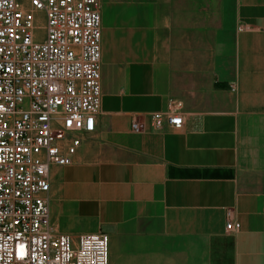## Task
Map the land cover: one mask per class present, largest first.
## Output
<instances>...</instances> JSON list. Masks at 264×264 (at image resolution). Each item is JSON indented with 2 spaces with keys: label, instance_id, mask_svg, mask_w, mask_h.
<instances>
[{
  "label": "crops",
  "instance_id": "1",
  "mask_svg": "<svg viewBox=\"0 0 264 264\" xmlns=\"http://www.w3.org/2000/svg\"><path fill=\"white\" fill-rule=\"evenodd\" d=\"M170 107L182 127L155 130ZM79 139L49 173L57 233H105L107 264H264V0H103Z\"/></svg>",
  "mask_w": 264,
  "mask_h": 264
},
{
  "label": "built area",
  "instance_id": "2",
  "mask_svg": "<svg viewBox=\"0 0 264 264\" xmlns=\"http://www.w3.org/2000/svg\"><path fill=\"white\" fill-rule=\"evenodd\" d=\"M100 104V0H0V264L108 263L105 233L72 237L49 222L50 170L71 164ZM150 119L183 124L174 107Z\"/></svg>",
  "mask_w": 264,
  "mask_h": 264
},
{
  "label": "rangeland",
  "instance_id": "3",
  "mask_svg": "<svg viewBox=\"0 0 264 264\" xmlns=\"http://www.w3.org/2000/svg\"><path fill=\"white\" fill-rule=\"evenodd\" d=\"M101 7L103 6V0H100ZM35 25L38 26V35L42 34V26L44 25V16L42 13L36 15Z\"/></svg>",
  "mask_w": 264,
  "mask_h": 264
}]
</instances>
